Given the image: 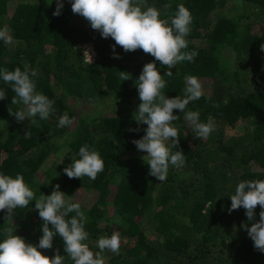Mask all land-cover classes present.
I'll return each instance as SVG.
<instances>
[{"label":"trees","instance_id":"1","mask_svg":"<svg viewBox=\"0 0 264 264\" xmlns=\"http://www.w3.org/2000/svg\"><path fill=\"white\" fill-rule=\"evenodd\" d=\"M226 1L146 0L162 18L173 15L179 4L190 10L187 50L199 54L164 77V91L168 97L183 96L186 77H197L204 95L187 110L199 111L203 122L213 117L216 124L206 139H198L184 113L173 110L179 116L174 123L186 163L180 169L170 166L168 178L159 182L142 159L145 152L132 142L147 128L133 118L141 102L137 79L144 64L155 58L141 49L126 52L119 45L114 49L119 58H114L115 41L74 14L71 0H62L59 16L53 15L56 0H0V27L7 26L13 37L10 44L0 41V69H35L36 90L54 102L48 119L17 121L9 108L16 111L22 105H11L15 93L0 78V88L6 91L0 99V172L22 174L37 198L50 195L59 184L88 217L86 242L93 251H98L101 235L119 231L120 253L105 250V264H264V253L241 227L252 223L245 210L228 211L239 182L264 179V0ZM84 42L96 50L92 63L81 51ZM155 63L164 75L167 68ZM119 71H127L130 78L120 81ZM73 99L95 105L110 99L120 107L109 114L92 109L71 126L58 127L64 112L74 119ZM238 120L243 121L241 132L227 136L226 128H234ZM86 143L98 150L104 170L95 180L69 178L64 168L79 159V148ZM49 157L52 162L44 167ZM82 189L95 198L89 205L75 199ZM34 205L31 201L27 208L15 209L11 218L0 210V239L4 227L16 226V235L37 245L43 221ZM260 211L257 205L256 220ZM116 217L122 223L117 224ZM38 250L49 257L59 250L65 264H74L58 235L52 248Z\"/></svg>","mask_w":264,"mask_h":264},{"label":"clouds","instance_id":"2","mask_svg":"<svg viewBox=\"0 0 264 264\" xmlns=\"http://www.w3.org/2000/svg\"><path fill=\"white\" fill-rule=\"evenodd\" d=\"M48 4H51V0ZM167 7V6H166ZM63 8L62 0H56L54 16H59ZM71 10L85 18L93 30L100 32L103 38L111 37L114 58H119L114 49L119 45L124 51L143 50L154 57V61L144 64L137 79L140 103L133 118L137 124H146L145 134L133 140L138 150L145 152L142 159L149 166L150 175L159 182L168 178L170 166L183 168L186 156L179 150V128L174 123L179 116L174 109L184 113V120L188 122L195 138L206 139L215 131V120L208 117L201 121L199 111L187 110L190 102L198 100L204 95L202 83L195 76L185 79L183 96L168 97L165 95V76L173 75L172 69L180 62H194L198 56L196 50L188 51V40L191 32L193 16L188 8L179 4L173 15L162 18L161 12L148 5L146 0H71ZM13 40L11 30L7 26L0 27V41L10 44ZM88 62L92 63L91 55L86 50ZM155 61H159L167 71L161 75ZM38 75L35 69L25 66L24 70L16 67L0 69V78L5 85L10 86L15 95L11 105L20 104L16 111L9 108V114L17 121L39 116L46 120L53 113V101L45 94L36 90ZM120 81L130 78L127 71H119ZM6 91L0 88V99H4ZM67 112L58 120V127H68L73 124ZM29 136V132H25ZM79 159H72V163L64 168L69 178L87 176L95 180L98 173L104 170V160L95 147L84 144L79 148ZM229 212L241 207L245 210L248 223L241 227L247 231L256 250L264 253V179H249L239 182L234 194L230 196ZM31 201H35V209L42 219V235L37 245L26 242L15 234V227L6 226L3 229V239H0V264H65V255L56 250L49 257L38 249H50L53 237L58 235L63 239L64 251L74 264H105L103 253L105 250L119 255L121 248V234L113 232L110 236L101 235L96 241L93 251L86 242L89 232L85 225L88 217L81 209V204L74 201L72 196L60 190L59 184L53 187L50 195L43 193L37 198L35 191L25 182L24 176L17 173L12 175L0 172V210H6L5 218H11L17 208H27ZM260 206L259 220L255 219V209ZM212 208V206L210 207ZM74 213L69 217V214ZM117 224L122 223L119 217ZM51 225V227H49Z\"/></svg>","mask_w":264,"mask_h":264},{"label":"rangeland","instance_id":"3","mask_svg":"<svg viewBox=\"0 0 264 264\" xmlns=\"http://www.w3.org/2000/svg\"><path fill=\"white\" fill-rule=\"evenodd\" d=\"M227 4H231V3H237L236 0H227L226 1ZM241 4V3H240ZM238 3V5H240ZM240 8V7H239ZM12 11V7L9 6V13H11ZM75 22H80L78 20H74ZM209 85H207L206 88H208ZM74 101L72 102V105H73V109L75 110V115H74V119L73 121L75 122L76 118L78 115H84L86 112H89L91 111L92 109H99L100 112L98 114H109L112 110L113 107H120L119 105L113 103L112 100L110 99H107V101H105V103L103 104H93L92 102L90 101H82L81 99H73ZM73 122V123H74ZM242 124H243V121L242 120H238L237 123H236V126L234 128H226V131H227V136H231L233 134H238L241 132V129H242ZM144 155H146V153H144ZM52 162V158L49 157L45 163H44V167H47L48 165H50ZM76 200H82V202L85 204V205H89L95 198L92 196V192H87L86 190H80L77 192V197L75 198Z\"/></svg>","mask_w":264,"mask_h":264},{"label":"built area","instance_id":"4","mask_svg":"<svg viewBox=\"0 0 264 264\" xmlns=\"http://www.w3.org/2000/svg\"><path fill=\"white\" fill-rule=\"evenodd\" d=\"M80 48H81V51L82 53L84 54L85 56V60L88 61V56L87 54L85 53V51L87 50L89 52V54L91 55V59H92V62L95 60L96 56H97V53H96V50L95 48L93 47L92 43L91 42H84L80 45Z\"/></svg>","mask_w":264,"mask_h":264}]
</instances>
